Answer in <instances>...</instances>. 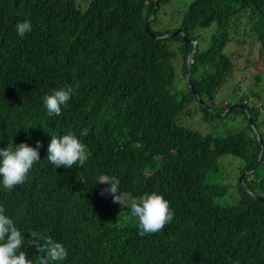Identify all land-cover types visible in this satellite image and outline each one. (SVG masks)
<instances>
[{"label": "trees", "instance_id": "1", "mask_svg": "<svg viewBox=\"0 0 264 264\" xmlns=\"http://www.w3.org/2000/svg\"><path fill=\"white\" fill-rule=\"evenodd\" d=\"M171 1L92 0L83 10L76 0H0V147L43 142L28 179L0 189V207L24 233L33 264L45 256L31 244L33 231L42 247L63 245L58 264H264L261 111L247 97L216 104L238 73L225 50L244 26L257 36L255 63L264 68V0H196L179 28L156 30ZM23 20L32 31L21 37L15 26ZM215 24L202 49L199 31ZM68 85V106L48 117L44 95ZM198 109L207 126L240 116L248 126L222 136L185 126ZM69 132L89 160L56 169L46 158L51 134ZM224 156L244 161L230 185L220 179ZM99 174L118 177L130 199L162 194L172 221L141 236L130 211L100 195ZM235 186L238 202L223 204Z\"/></svg>", "mask_w": 264, "mask_h": 264}, {"label": "clouds", "instance_id": "2", "mask_svg": "<svg viewBox=\"0 0 264 264\" xmlns=\"http://www.w3.org/2000/svg\"><path fill=\"white\" fill-rule=\"evenodd\" d=\"M15 30L19 36L23 37L32 31L31 22L29 20L19 21ZM73 92V87L68 85L54 89L50 94H45L43 108L46 110V115L50 118L60 116L62 107L68 106ZM237 95L238 99L247 97L244 101L245 105L258 109L264 107L262 101L253 97L252 92L244 86H241ZM263 109L259 110L264 111ZM87 135L88 130L84 129L81 136ZM51 136L46 158L56 169L60 167L71 169L73 166L84 167L86 165L89 160L87 147L75 133L69 132L60 136L51 134ZM42 147V141H37L36 146L22 142L15 143L14 147H0V189L11 191L16 185L23 184L28 179L34 165L41 160L40 149ZM95 181L96 185H103L101 196H110L113 203L119 204L122 209L129 210L131 216L137 219L141 236L158 232L166 223L172 221L173 213L169 202L162 194L151 192L137 199H130L126 192L121 191V181L118 177L99 174ZM1 203L0 201V205ZM31 237V244L45 253L41 264H58L66 258L67 251L62 244L48 241L47 246L42 247L37 232L33 231ZM24 246L25 235L21 228L18 227L13 217L8 215L3 207H0V264H33Z\"/></svg>", "mask_w": 264, "mask_h": 264}, {"label": "rangeland", "instance_id": "3", "mask_svg": "<svg viewBox=\"0 0 264 264\" xmlns=\"http://www.w3.org/2000/svg\"><path fill=\"white\" fill-rule=\"evenodd\" d=\"M91 1L92 0H76L78 6L83 10L88 9ZM195 1L196 0H172L169 5L164 7V10L162 11V20L158 22L157 25L155 24L156 30H176L179 28L181 25L180 18L182 17H180V14L185 13L189 6ZM216 32V24L212 28L201 29L199 31L201 36L200 47L202 49H206L210 45L211 38ZM231 38L232 41H230L227 46L225 53L234 56L236 65L237 67L239 66L238 73L236 72L234 77H232V75L229 77V80L217 95L216 104L219 106L223 104L236 105L238 100L237 92L239 90L236 91V87H239L238 85L246 87L251 92L254 91L258 94V97L264 104V68L261 71L257 68L255 63L261 54V48L257 36L244 26L237 36ZM240 38L247 39V41L245 43L238 42V39ZM263 108L264 107H259L260 110ZM189 116H191L192 120L191 122H188V124H184L185 126L195 130L200 129L204 133L213 134L214 136L228 135V132H236L248 126L247 121H245L243 116L236 118L234 121L231 120L230 117L224 121L217 118L211 126H207L202 122L201 119L204 114L200 109H198V111H192ZM188 119L190 120V118ZM259 130L264 134V111H261ZM220 164L222 176L220 179L223 184L230 185L240 178L241 172H239V170L244 166V161L242 159L232 156H224L220 159ZM232 189L233 190L230 191L231 194H228L226 199L221 200L223 204L233 205L238 202L241 195L240 191L237 186Z\"/></svg>", "mask_w": 264, "mask_h": 264}, {"label": "water", "instance_id": "4", "mask_svg": "<svg viewBox=\"0 0 264 264\" xmlns=\"http://www.w3.org/2000/svg\"><path fill=\"white\" fill-rule=\"evenodd\" d=\"M148 21H150V20H148ZM178 33H182V34L184 35L183 31H179V32H177L175 35H177ZM184 36H185V35H184ZM196 48H197V42H196V45H195L194 52H193L192 56L188 59V62H187V76H188V81H189V83H190V86H192V83H191V80H190V79H191V77H190L191 62H192V59H193V57H194V55H195ZM192 88H193V87H192ZM252 124H253V123H252ZM263 152H264V151H263ZM262 155H263V154H262ZM246 175H247V174H245V175L242 177V179H241L242 182H244V179H245Z\"/></svg>", "mask_w": 264, "mask_h": 264}]
</instances>
